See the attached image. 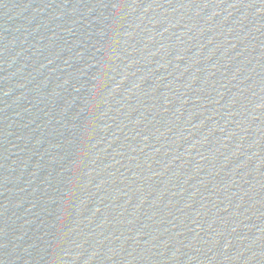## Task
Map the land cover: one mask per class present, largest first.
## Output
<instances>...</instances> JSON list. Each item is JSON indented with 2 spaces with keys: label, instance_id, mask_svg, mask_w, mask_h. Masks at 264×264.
Listing matches in <instances>:
<instances>
[{
  "label": "water",
  "instance_id": "95a60500",
  "mask_svg": "<svg viewBox=\"0 0 264 264\" xmlns=\"http://www.w3.org/2000/svg\"><path fill=\"white\" fill-rule=\"evenodd\" d=\"M0 264H264V0H0Z\"/></svg>",
  "mask_w": 264,
  "mask_h": 264
}]
</instances>
